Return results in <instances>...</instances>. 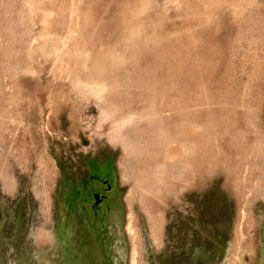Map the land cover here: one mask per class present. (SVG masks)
Wrapping results in <instances>:
<instances>
[{
  "label": "rangeland",
  "instance_id": "rangeland-1",
  "mask_svg": "<svg viewBox=\"0 0 264 264\" xmlns=\"http://www.w3.org/2000/svg\"><path fill=\"white\" fill-rule=\"evenodd\" d=\"M0 264H264V0H0Z\"/></svg>",
  "mask_w": 264,
  "mask_h": 264
},
{
  "label": "bare ground",
  "instance_id": "bare-ground-1",
  "mask_svg": "<svg viewBox=\"0 0 264 264\" xmlns=\"http://www.w3.org/2000/svg\"><path fill=\"white\" fill-rule=\"evenodd\" d=\"M211 1V0H210ZM225 1V0H224ZM166 3V2H165ZM229 2H227V4H228ZM213 6V5H212ZM227 6V5H226ZM177 8V7H176ZM49 14V13H48ZM126 57V56H125ZM86 59V58H85ZM106 69V68H105ZM100 73V72H99ZM92 76V75H91ZM80 81H82V80H80ZM97 83V82H96ZM95 84V83H94ZM94 84H91V83H89L88 81H86L85 83H81V82H79L78 84H77V86L84 92V93H88V94H91V95H97V94H100V93H102L101 91H102V87H104L105 86V84H104V86H103V83H102V86L100 85V84H96V85H94ZM93 97V96H92ZM5 115V114H4ZM134 117V116H133ZM133 119V118H132ZM127 120H130V116H129V118L127 119ZM132 123V122H131ZM194 126H195V124H194ZM120 142V141H119ZM185 155V154H184ZM185 168H186V166H185ZM185 170V169H184ZM174 174V173H173ZM128 227H129V230L130 231H133V228H134V226H133V223H132V221L130 220V222H129V224H128ZM135 235V234H134ZM139 249V248H138ZM134 250H137V247H135V249Z\"/></svg>",
  "mask_w": 264,
  "mask_h": 264
}]
</instances>
